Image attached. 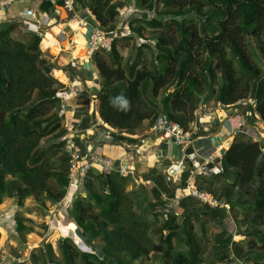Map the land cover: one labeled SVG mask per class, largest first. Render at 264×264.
<instances>
[{
	"label": "trees",
	"instance_id": "1",
	"mask_svg": "<svg viewBox=\"0 0 264 264\" xmlns=\"http://www.w3.org/2000/svg\"><path fill=\"white\" fill-rule=\"evenodd\" d=\"M137 1L144 12L128 26L144 41L136 45V36H131L136 52L129 63L122 64L117 40L112 41L110 50L99 48L92 56L102 85L97 94L98 111L106 123L136 134L144 123L150 126L165 113L189 129L203 103L213 100L228 105L250 98L256 100V111L264 122V0ZM125 5L115 0H92L90 4L102 27L114 22L118 8ZM151 11L156 15L150 17ZM16 27L12 23L0 30V203L9 196L16 197L19 206H24L27 198L50 200L56 205L67 196L70 184V156L63 139L66 130L59 115V93L64 85L52 74L54 64L40 47L41 35L16 31ZM147 29L153 30L152 37L146 38ZM43 45L47 46L45 40ZM145 49L156 54L152 68L143 60ZM161 61L163 68H159ZM55 74L64 79L62 71ZM48 137L50 143L41 146ZM192 152L189 147L188 153ZM222 164L223 171L218 174L197 176V180L202 179L199 187L225 199L231 210L239 209V214L231 216L237 233L248 236L249 249L243 256L253 264H264L261 141L243 131L236 132ZM188 176V172L183 173L180 186H186ZM217 177L227 182L220 194L213 189ZM52 179L60 191H52ZM154 179L151 191L163 209L161 190L167 191L169 182ZM132 183L131 176H121L118 171L94 168L88 172L84 185L88 195L74 198L65 222L76 223L91 250H81L70 237L60 239L63 264H131L155 252L162 253L163 262L152 264H216L229 257L228 248L235 255L241 251L224 227L227 210L207 205L205 209L193 198L182 199L177 213L164 211V224L153 230L155 221L147 217L149 209L142 205L147 187L128 189ZM175 187L166 194L173 196ZM201 214L219 225L215 249L221 254L211 259L206 256L209 238L205 224L202 234L195 229ZM16 222L22 237L33 230L30 219L18 217ZM153 234L160 235L159 241ZM46 247L54 254L52 244Z\"/></svg>",
	"mask_w": 264,
	"mask_h": 264
},
{
	"label": "crops",
	"instance_id": "2",
	"mask_svg": "<svg viewBox=\"0 0 264 264\" xmlns=\"http://www.w3.org/2000/svg\"><path fill=\"white\" fill-rule=\"evenodd\" d=\"M47 1L49 0H15L11 6L0 10V30L12 23H16V31L22 29L23 31L37 32L41 35L42 41L40 47L44 50L45 57L54 64L52 74L64 85V89L59 93V97L61 98L60 112L63 110L62 106L64 107V113L62 114L63 121L65 120L66 123L74 122L76 124L77 135L80 137L77 144L83 153L94 152L106 154L113 157L117 163L119 162L124 166L129 165L131 168H135L138 178L147 181V184L143 185L144 187L154 186V178H156V176L153 177V179L149 176L158 173L161 180L166 179V182H169L168 187L172 188L176 186L175 195L180 192V188L182 187L180 183L182 182L184 172L182 173L181 171L172 169V166L183 159L184 154L186 152L188 153V148L190 146L193 148L194 152L195 148L201 149L195 159L198 167L196 168L197 174L194 177V182L199 186V181L202 179L197 180V176H210L220 173L216 169L220 160L218 156L214 162H209L208 164H205L203 159V157L211 153H215L216 155L217 153L220 154L219 148H215L212 145V135L221 136L222 146L228 148L235 140L239 123H243L250 127L248 134L253 136L255 140L261 141V145H264V127L257 128L256 125L254 126L251 123L249 116L246 115L247 110H252L249 105L246 107L241 105L229 107L233 109V111H229L228 107L218 106V103L213 100L212 103H203L209 108H199L196 111L197 118L190 124L189 128L191 130H198L199 136L192 145L183 147L173 144L170 141L162 140L158 134L151 131V125L149 126L147 122L137 130L136 134H132L134 136H123V138H118L115 135L114 138L110 140L101 127H96L94 125L96 118L100 117L97 94L101 90L102 85L99 70L93 63V60L90 67V70L93 71V76L90 75V70L85 69V61L88 58L85 57L86 52H84L82 48V46H84L83 38L86 39L85 31H79L74 20L77 19L81 21L83 20V16L79 14L77 18L73 19L72 14L64 8L61 0H50V4H47ZM91 2L92 0H77L79 12L84 15L88 13V21L98 27L100 22L91 9ZM136 4L137 3H134L132 6H136ZM130 6L131 5H129V7ZM28 8L34 10L35 17H27L25 15V11ZM118 9L121 10V8ZM114 23L115 22H111L109 25H115ZM126 25L128 26V24ZM118 28L119 26H117L113 32L119 33L120 28ZM128 32L130 33L128 34ZM128 32L126 33L123 31L122 36H136L135 39L138 40V36L133 35L135 33L131 35L132 32L129 26ZM47 36H50V43H55L56 39L59 44L57 50H54L50 45H43V37ZM21 38L22 35L20 36V39ZM129 39L133 44L134 41L132 38L130 37ZM106 43L109 47L108 50H110L112 39L110 40L107 38ZM140 44L141 43H136V45ZM151 44L155 45L152 42ZM118 51L122 53L119 49ZM58 70L62 71L64 79H61L55 74ZM203 113L210 114V119L207 118L202 120L201 114ZM237 118L239 123L235 124L234 120ZM252 118L254 120L259 119L260 123L264 124L258 113H255ZM253 129L254 132L252 133ZM222 159L223 156L221 161ZM187 167H190L189 163ZM162 175H164V178H162ZM156 179L158 180V178ZM129 188L133 189L138 187L134 182L128 186V189ZM76 193L82 196L88 195V191L85 187H80ZM165 194V191L162 189L161 195L163 196ZM70 195L68 191V199L65 198L58 202L52 209L54 211L52 220L46 221L48 224H51L49 225L50 228L47 233L52 231L55 227L59 229V225H61L65 227L64 231L66 233L69 232L71 235L73 233L72 237L76 242L77 240L75 238L77 237L79 239L76 223L70 220V224L67 225L65 222L67 217L71 215L73 205V198L71 199ZM147 196L149 200V195ZM61 204L68 206L70 208L69 211L65 210L67 207H63L64 211L59 210ZM12 205L13 200L9 196H5L0 203V264H63L62 261L60 263L58 259L59 251L54 245L52 246L54 254L47 249L45 244L46 237L48 236L47 234L44 235L45 237L43 238V236L38 235L36 231L32 230L25 235L26 237L20 236L17 231L16 216L14 213L15 208H12ZM159 210L162 211L161 208ZM231 211L230 207V214ZM25 215H29V218L32 219V217H30L31 213L26 212ZM49 217L51 218L49 215L47 216V220H50ZM228 218L233 219L231 215ZM72 224H74V227H71ZM36 228L38 229V227ZM70 228L74 231H71ZM12 233L15 236L18 235L16 239L11 235ZM3 238H5V240L9 239L10 245H6L3 242ZM61 238L63 239L65 237L62 235ZM20 241L24 244V247L21 248L24 250L11 253V248L17 247ZM50 242L53 243L54 241ZM2 252L6 253L5 258L1 256ZM33 253L34 257L32 258ZM41 254H44L46 259Z\"/></svg>",
	"mask_w": 264,
	"mask_h": 264
},
{
	"label": "built area",
	"instance_id": "3",
	"mask_svg": "<svg viewBox=\"0 0 264 264\" xmlns=\"http://www.w3.org/2000/svg\"><path fill=\"white\" fill-rule=\"evenodd\" d=\"M14 1L15 0H0V10L11 6L14 3ZM61 1L63 2L64 8L72 14L73 19L79 16L77 0H61ZM25 15L27 17H35V12L33 9L28 8L25 11ZM80 24L84 28V31H86L85 29L89 24H92L94 27L91 36V41L89 42V47L87 48V54L90 58L93 56L94 52L99 48L109 49L106 43L107 39L100 28L101 24H99L98 27H96L93 23H90L87 20V18H83V20L80 21ZM217 103L218 106L228 107V108L237 105H241L243 107L249 105L252 108V110L249 111L247 110L246 115L249 117H253L254 114L257 113L256 111L257 102L256 100L251 98L242 99L238 101L236 104L225 105L222 104L221 102H217ZM207 107L208 106L202 104L199 108L203 109ZM62 108L63 110L59 112V115L61 117H63L62 114L64 113V107L62 106ZM195 114H197V112H195ZM210 117L211 115L208 113L201 114L202 120H205L207 118L210 119ZM94 125L96 127H101L105 132L106 136L110 140L113 139L115 135H121L125 137L134 136L130 133L119 131L118 129L112 127L111 125L106 123L101 118V116L96 118ZM63 127L66 130V133L63 136V139H65L66 142L65 149L68 155L70 156V173H69L70 184L68 186L67 196L65 198L68 199V191L69 194H71L70 198L71 199L73 198V200L77 195H79V193L76 192L80 187H84L88 172L94 168H99L104 172L118 171L121 176H131L134 182L138 186L147 184V181L138 178L135 172L136 171L135 168H131L129 165L124 166L119 162L117 163V161L109 155L94 153V152L83 153L76 141L78 135L76 131L77 129L76 124L74 122L66 123L64 120ZM151 131L158 134L162 140L170 141L173 144L183 147L192 145L199 136L198 130L196 129L191 130L190 128L185 129V127L182 124H180L177 121L171 120L169 116L165 113H162L157 117V119L151 125ZM238 131H243L245 133H248L246 129V125H244L243 123H239L237 132ZM262 150L264 151V145H262ZM200 151H201L200 148H195V152L192 154L186 152L184 154L183 159L176 162V164L172 166V169L181 171L182 173L188 172L189 176L186 179V186L181 187L180 192L178 194H175L173 196H168L167 194L163 195L165 206L162 209V211H168V212L174 211L177 213V209L179 208L182 199L193 198L195 200H198L203 205H207L210 208H218V207L225 208L229 213L230 206L225 199H219L218 197L209 194L205 189H201L194 182V177L197 174L196 168L198 167L197 163L195 162V159L197 158ZM217 156L220 160L217 164L216 169L218 170V172H221L223 171V164L221 161L222 156L220 154L217 153L216 155L215 153H211L203 157V159H204V163L208 164L209 162H214ZM188 163L190 164L191 168L187 167ZM236 233H237V227H236ZM1 256L5 258L6 253L2 252Z\"/></svg>",
	"mask_w": 264,
	"mask_h": 264
},
{
	"label": "rangeland",
	"instance_id": "4",
	"mask_svg": "<svg viewBox=\"0 0 264 264\" xmlns=\"http://www.w3.org/2000/svg\"><path fill=\"white\" fill-rule=\"evenodd\" d=\"M121 1H124V4H126V5L124 7H122L121 10H119L120 12H119L118 16L116 17V19L114 21L115 22L114 24L116 26L115 25H111V24L108 25V26H105V27L101 26V30L103 31V34L106 37V39L107 38L110 39V40L112 39V41L113 40H117L118 49L122 52V53H120L122 55V57H123L122 58V64L125 66V65H127V63H129V61L132 59L133 55L135 54V52H136V49H135L136 47L135 46L136 45H134V43L132 44V41L129 39L131 36L130 37L122 36L123 35L122 33H123V31H125L126 33L128 32V26L126 24H128L130 22V20H132L133 18H135L137 16H141L140 14H142L144 12V9H140L138 7V3L139 2L137 0H135V1L134 0H115V3L119 4V3H121ZM134 3H137L136 6H132V5H134ZM129 5H131V6L129 7ZM78 12H79V7H78ZM79 14L81 16H83V18H87V20L89 19L88 13H86L84 15V14L79 12ZM149 14H150V17L156 15L154 11H151ZM176 19L177 20H179V19L181 20L182 17H177ZM74 20L76 22V23L74 22L76 27L79 29L80 21L77 20V19H74ZM117 26H119V28H120L119 33L113 32V30ZM129 29H130V27H129ZM152 31L147 29V31L145 32L146 33V38L152 37L151 36L152 33H153ZM82 32H83V30H82ZM129 33L130 32H128V34ZM132 34L133 33H131V35ZM133 35H136V34H133ZM48 37H50V36H48ZM111 37H113V38H111ZM137 39L138 40H136L135 43H141V42L144 41V39H142L140 37H137ZM151 42L155 43L154 41H151ZM50 44L52 45V46L51 45L50 46L54 50H57L58 47H59V44L57 43L56 39H55V43L51 42ZM47 46H48V44H47ZM82 48H83L84 52H87V49L85 48V45L82 46ZM155 56H156L155 52H153V51H151L149 49H145V55L143 56V60L146 63V65H148L150 68L153 67V62L156 59ZM91 58H90V60L92 62ZM158 64H159V68H163V64H164L163 61L159 62ZM212 102L213 101H210V103H212ZM228 110L229 111H233L232 108H228ZM234 122H235V124H238L239 123L238 118L235 119ZM251 123L254 126L256 125L257 128L264 127V124H261L259 119L253 120V121H251ZM50 138L51 137L43 139L42 143H41V146H44V145H47V143H50V142H48L50 140ZM58 155H61V154H58ZM153 176L154 177L156 176V178H158V180L161 181V179L159 178L160 175L158 176V173L154 174ZM215 184L216 185L213 186V189H215L217 191V193L220 194L221 188L224 187L227 184V182L225 181L224 178L217 177V179L215 180ZM50 187H51L53 192H56V191L58 192L61 189L59 184L54 179H52L50 181ZM151 189H152L151 186H147L146 195H149V200L147 198L148 196L143 198L142 205H143V209L144 208L146 210L149 209L147 211V217L151 221H155L154 224H153V228L152 229L156 230V229L161 228V226L164 224V222H165L164 213L165 212L159 210L161 206H160L158 201L155 202V199H154V196H153V193H152ZM171 190H172V188H168L167 187V191H165V190L164 191H165V193H167V192L170 193ZM206 191L209 193V188H206ZM209 194L214 195L213 193H209ZM215 197H218V196H215ZM11 198L13 200L12 208H15V212L14 213H15V216H16V220L18 219V217H24L26 219H30L32 222H28L29 225H31L33 230L36 231L38 233V235H41L44 238L45 237L44 235L47 234L48 236L46 237V240H48V241L45 240V244L46 245L52 244V246L54 245L56 247V249L59 251L58 259L60 260V263H61V261L63 260V257H62V254H61L60 250L58 249V241L60 239H62L61 238L62 235H63V237H70L73 240H74V238L72 237L73 233L71 232L72 235L69 232L66 233L64 231L65 227H62L61 225H59V229L58 228L56 229V227H55L54 229H52V231L47 233L49 228H50L49 225H51V224H48L46 221H51L52 220V215L54 213V211L52 209L54 208L55 203H52V201H50V200L43 201V199H42V200L38 201V200H35L34 198H27L24 201V206H19L17 204V198H13V197H11ZM144 203H145V205H144ZM152 203H156L157 207L153 208L155 205H153ZM201 206L206 209V206L203 205L202 203H201ZM63 207H67L65 209L67 211H69V209H70L68 206L61 204L60 207H59V210L64 211ZM26 212L31 213L30 217H32V219L29 218V215H25ZM231 213L233 215L234 214H239V209L236 208L235 210H232ZM49 215L51 216V218L49 217L50 220H47V216H49ZM230 215L231 214L228 213V216H230ZM33 219H35V220H33ZM179 221L180 222L182 221V217H179ZM204 224H205V228H206V232H207V238H209L207 240L208 246H209L208 247L209 251L207 252L206 256L208 257V259H211L212 256H216L217 257V256H219L221 254L220 252H217V249H215V248H217L216 247V238H217V232L219 230V225H217V224L214 225L213 223L209 222V216H206L205 214H201V220L195 222V229H196V231H198V233H201V234L203 233V225ZM36 227H38V229ZM71 227H74V224H72ZM224 227L230 233H232V235H234L233 239H234L235 242H237L239 247H241V251H239L238 253L236 252V255H235L234 252L230 248H228V250H230L228 252L229 257L226 260H223V261L220 260L216 264H253V261L251 259H247V258H245L243 256V254L246 253L247 249H249L248 245H247L248 236L236 233V227L237 226H236V223H235V221L233 219H229V218L227 219L226 218ZM261 229H262V231L264 230V228H261ZM70 230H71V228H70ZM71 231H74V230H71ZM244 231H248V230L245 228ZM78 232H79V229H78ZM11 235H13L15 237V239L18 236V235L15 236L13 233ZM153 236H154L153 238L155 240L159 241V239H160V235L159 234H153ZM20 238H22V237H20ZM75 239L77 241L75 242V240H74V242L77 244V246H79V248L81 247L82 249H84L86 251H90L91 250V247L87 243H85L83 241L84 237L82 235H79V239L77 237ZM3 240H4L3 242L6 245H10L9 239L5 240V238H3ZM50 241H54V242L51 243ZM56 244H57V246H56ZM258 245L256 246L257 248H258ZM22 247H24V244L21 243V241H20V243L18 244L17 247L11 248L12 249L11 253H13V252L17 253L19 250H21V251L24 250V249H21ZM257 251H259V250H256L255 252H257ZM98 252H99V249H98ZM122 255H123L122 257H124V258H128V256L126 254H122ZM162 262H163L162 253L155 252V253H151L148 256L141 257L140 259H138L136 261H133L131 264H152V263H162Z\"/></svg>",
	"mask_w": 264,
	"mask_h": 264
},
{
	"label": "water",
	"instance_id": "5",
	"mask_svg": "<svg viewBox=\"0 0 264 264\" xmlns=\"http://www.w3.org/2000/svg\"><path fill=\"white\" fill-rule=\"evenodd\" d=\"M93 25L92 24H89L87 25L86 27V31H85V37H86V40H87V48L89 47V42L91 41V36H92V33H93ZM47 37H43V39L45 40ZM90 67H91V60H90V57L87 58V60L85 61V69H88L90 70ZM90 75L93 76V71L90 70ZM221 136L219 135H212L211 136V142H212V145L215 147V148H219V152H220V155L224 156L226 150L229 148H227L226 146H222V143H221Z\"/></svg>",
	"mask_w": 264,
	"mask_h": 264
},
{
	"label": "bare ground",
	"instance_id": "6",
	"mask_svg": "<svg viewBox=\"0 0 264 264\" xmlns=\"http://www.w3.org/2000/svg\"><path fill=\"white\" fill-rule=\"evenodd\" d=\"M82 30L84 31V28L81 26V24H79V31H81L82 32ZM45 41H46V43L48 44V45H51L50 44V37H48L47 36V38L45 39ZM78 41V40H77ZM85 41V48L87 49V41H86V39L85 38H83V42ZM79 43V42H78ZM52 46V45H51ZM85 57L87 58V57H89L88 56V54H87V52H86V55H85ZM227 145V144H226ZM191 147V146H190ZM193 153V152H192ZM192 153H189V154H192ZM78 233V235H80V233L79 232H77ZM85 243H87V241L85 240V238H84V240H83ZM88 244V243H87Z\"/></svg>",
	"mask_w": 264,
	"mask_h": 264
}]
</instances>
